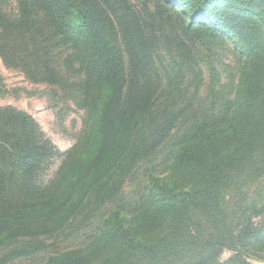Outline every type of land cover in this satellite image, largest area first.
I'll return each mask as SVG.
<instances>
[{
  "label": "trees",
  "instance_id": "16d2710c",
  "mask_svg": "<svg viewBox=\"0 0 264 264\" xmlns=\"http://www.w3.org/2000/svg\"><path fill=\"white\" fill-rule=\"evenodd\" d=\"M16 1L18 14L11 20L13 31L19 33L32 19L34 38L39 41L37 50L42 57L50 55L47 53H51L58 43L70 50V65L76 68V78L71 83L78 99L85 102L83 134L91 131L98 140L86 137L88 140L84 141L89 144L86 147L79 142L60 166L61 174L41 184L34 177L37 165L34 161L48 157L49 142L38 140L42 133L31 130L30 117L9 110L14 124L22 120L21 130L25 131L24 138L31 146L22 165L26 199L9 195L5 172L0 168V264L46 256L50 253L49 240L63 234L69 239L66 228L74 223L88 196L95 194L93 209L100 210L116 193L114 188H108L98 194L103 182L118 171L128 173L143 155V148L151 145L149 149L155 151L159 144L169 140L172 132H175L172 143H167L173 153L170 172L175 176L194 178L210 187L209 190L178 192L165 180L148 176L147 202L150 206L143 212L127 214L126 220L120 209H114L97 221L91 233L86 236L75 234V244L52 252L46 259L39 258L42 261L36 264H178V251L182 252L183 243L190 241L198 244L196 249L201 253L197 258H189L190 262L204 261L214 249L238 250L249 245L243 240L245 233L237 239V244H229L232 240L230 229H225L228 228L225 216L217 221L216 215L209 223V232L215 230L216 234L208 241L180 236L175 222H179L183 214L188 217L192 208L199 206L208 220L214 212L222 214V210L218 211L215 195L220 193L223 183L230 181L224 170L226 165L247 156L256 162L254 169L264 166V0H166L167 3L182 2L188 8L197 3L202 9L192 8V19L187 22L186 30L192 31L198 16L203 14L212 21V24H205L206 32L217 36L222 31L237 37L245 43L249 61L247 71L231 96H221L218 103L216 99L214 103L217 104L211 109H208L211 107L208 103L203 105L204 108L192 109L190 106L186 113L197 114L195 121L185 129L177 130L173 126L176 116L183 115L181 111L185 106L177 113H171L169 122L156 130L155 141L152 138L154 130L147 134L146 129L156 99L146 84L148 72L138 71L147 51L146 21L130 9L123 13L118 10L119 15L114 17L115 24L112 25L105 7L97 0ZM211 2L220 3L221 14L216 9L208 10L207 5ZM120 3L124 5L123 0ZM157 6L161 5H154ZM226 7L238 13L228 16L224 11ZM161 8L165 10L163 6ZM149 19L150 24L155 22L153 17ZM258 23L262 25L258 26ZM115 25L130 74L129 70L122 74L117 55L106 38L105 31H113ZM45 44L50 45L47 50H44ZM4 110L8 111L0 108V118ZM79 150L86 159L81 158V164L76 167L78 161L74 156ZM75 168L81 170L78 177L70 182L58 179L62 174L66 175L65 171ZM161 224L168 226L166 234L160 233ZM246 238L253 241L251 234ZM204 248L211 249L205 251Z\"/></svg>",
  "mask_w": 264,
  "mask_h": 264
},
{
  "label": "rangeland",
  "instance_id": "374dc122",
  "mask_svg": "<svg viewBox=\"0 0 264 264\" xmlns=\"http://www.w3.org/2000/svg\"><path fill=\"white\" fill-rule=\"evenodd\" d=\"M97 1L105 7L112 25L115 24L114 17L119 15L118 10L123 13L130 9L146 21L144 29L147 51L138 71L148 72L146 84L156 99L146 129L147 134L154 130L155 134H152L154 141L158 137L156 130L162 129L169 122L171 113L175 114L174 112L177 113L185 106L181 111L183 115L176 116L173 124L177 130L182 127L185 129L195 121L197 114L186 113L185 110L190 106L192 109L198 106L204 108L203 105L207 103L211 104L208 109L213 108L221 96H231L239 85L240 78L247 71L249 51L245 43L240 42L231 33L222 31L220 35L210 36L206 32L205 24H212V21L203 14L197 18V27L194 26L190 32L186 30L187 22L192 19V8H200L197 3L188 8L182 2L167 3L166 0H123V6L121 0ZM105 3L110 6L106 7ZM157 3L165 10L161 6L154 7ZM219 7V2L207 5L208 10L216 9L221 14ZM17 8L16 0H0V108L8 109L3 111L0 118V168L5 172L9 195L26 199L23 193L26 179L22 165L31 144L24 138L25 131L21 130L22 120L14 124L9 110L22 112L30 117L33 125L31 130L37 132L36 134L42 133L38 140L47 139L49 142L48 157L34 161L37 164L34 167V177L41 184L50 182L57 174L58 176L61 174L60 166L79 142L86 147L89 144L84 139L92 138L97 141L98 138L97 135H92L91 131L83 134L85 102L78 99V93L71 83L75 81L76 68L70 65L72 63L68 58L70 50L66 45L58 43L52 47L51 53H47L50 55L42 57L41 52L37 50L39 41L34 38L32 19H27L30 20L28 26L19 33L12 30L11 20L17 16ZM224 9L228 16L238 13L230 7ZM150 17H153L155 22L150 24ZM222 28L226 29L225 26ZM112 29L114 30L105 31L106 38L117 55L122 74L124 70L126 72L129 70L130 74V68L126 67V55L118 36L117 26ZM49 46L45 44L44 50ZM215 100L217 103H214ZM174 133H170L169 140L161 143L163 145L159 144L160 147L155 151L149 149L151 145L143 148V155L136 160L134 163L136 165H133L128 173L121 174L122 172L118 171L103 182L98 194H103L108 188H114L116 193L100 210L93 209L95 194L88 196L85 207L81 208L74 223L66 228L65 234H68L69 239L64 234L60 235L59 238L48 241L51 242V246L50 253L46 256L20 259L9 264L40 263L39 261L46 259L52 252L69 248L77 242L74 239L75 234L86 236L91 233L97 221L105 218L114 209H120L126 220L127 214L136 215L143 212L150 206L147 202L148 176L165 180L178 192L209 190L210 187L194 178L187 175L175 176L170 172L173 153H170L169 145L172 143ZM77 154L74 159L78 162L73 163H76V167L81 164L79 161L81 158L84 161L86 159V156H82V150ZM252 162L247 156H242L239 161L224 167L230 181L223 183L220 193L215 195L219 204L218 211L222 210V214L214 212L213 217L208 220L204 210L199 206L192 208L188 217L183 214L179 222H175L180 236H190L191 240L208 241L207 239L215 237L216 234L215 230L209 232V223L216 215L217 221L225 216V225L228 227L225 229H230L231 233L232 241L229 244H237V239L242 233H245L243 240L250 244L238 250L214 249L204 261L190 262L189 258H197L201 254L200 250L196 249L198 244H192L190 241L183 243L182 252L178 251L177 255L180 257L178 264H264V166L256 170L254 169L257 166L256 162H253L254 164ZM80 171V168L65 171L66 175L62 174L58 179L70 182L72 178L81 174ZM161 230L160 233L166 234L169 229L168 226L163 227L161 224ZM249 234L253 236V241L251 239L247 241L246 236ZM254 236H257L256 239ZM58 246L61 249H58ZM204 249L207 251L211 248Z\"/></svg>",
  "mask_w": 264,
  "mask_h": 264
}]
</instances>
